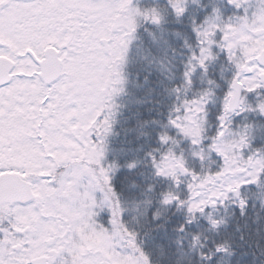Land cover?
<instances>
[{
	"label": "snow or ice",
	"instance_id": "obj_1",
	"mask_svg": "<svg viewBox=\"0 0 264 264\" xmlns=\"http://www.w3.org/2000/svg\"><path fill=\"white\" fill-rule=\"evenodd\" d=\"M0 264H264V0H0Z\"/></svg>",
	"mask_w": 264,
	"mask_h": 264
}]
</instances>
